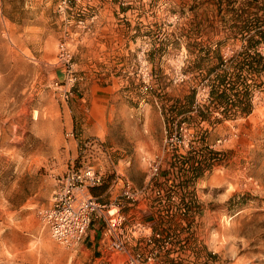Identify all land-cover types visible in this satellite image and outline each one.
<instances>
[{"label": "rangeland", "instance_id": "374dc122", "mask_svg": "<svg viewBox=\"0 0 264 264\" xmlns=\"http://www.w3.org/2000/svg\"><path fill=\"white\" fill-rule=\"evenodd\" d=\"M200 4L0 0V264H127L137 253L140 264L148 255V264H264V89L255 91L252 112L235 119L217 122L215 108L207 120L194 109L171 112L193 89L195 105L208 104L210 81L192 67L186 35L215 36L194 22L220 16H205ZM243 42L228 40L223 56ZM61 43L77 78L68 99ZM100 86L112 88L104 120L73 102ZM64 105L77 106L72 118ZM88 165L104 176L92 195L127 216L124 251L105 235L101 212L77 248L56 242L42 221L59 177ZM126 180L148 189L138 206L124 196ZM151 231L161 237L148 242Z\"/></svg>", "mask_w": 264, "mask_h": 264}, {"label": "trees", "instance_id": "16d2710c", "mask_svg": "<svg viewBox=\"0 0 264 264\" xmlns=\"http://www.w3.org/2000/svg\"><path fill=\"white\" fill-rule=\"evenodd\" d=\"M200 1L201 7L205 8V16L216 11L220 16L218 19L206 20L202 17L194 22V29L212 31L215 36L199 41L190 34L186 35V48L196 58L192 67L205 72L210 81L208 104L195 105L197 90L193 89L192 94L186 97L187 104H175L171 112L187 115L194 109L198 116L207 120L215 108L221 110L222 114L221 118L216 119L217 122L249 115L253 110L255 91L264 89V81L261 79L264 55L260 51L264 44V0ZM220 33H225V39H216ZM230 39H241L244 42L241 50L227 59L222 54V48Z\"/></svg>", "mask_w": 264, "mask_h": 264}, {"label": "built area", "instance_id": "2783aa9c", "mask_svg": "<svg viewBox=\"0 0 264 264\" xmlns=\"http://www.w3.org/2000/svg\"><path fill=\"white\" fill-rule=\"evenodd\" d=\"M59 57L67 72V80L64 83L66 89L62 90V95L68 99L73 94L71 88L77 78L73 55L66 43L60 44ZM150 167L152 177L157 176L159 167L152 164ZM103 181V173L91 165L71 169L59 177L52 194L51 204L41 210L42 221L56 242L67 248H77L87 235L94 214L100 215L101 212L107 224L105 235L111 236L110 240H112V246L115 249L125 250L126 214L120 211V204L113 206L101 204L91 193V189L100 186ZM140 193L147 194L148 189L139 191L134 189L131 184H127L124 196L131 202H135L141 195ZM155 194L159 197H165L164 191L161 189L156 190ZM135 228L141 233L146 227L139 223L135 225ZM155 236L161 237L160 233L153 231L145 234L148 242H152V237ZM141 257V253H137L129 258L127 264H140ZM152 259L153 255H148L145 264H148V261Z\"/></svg>", "mask_w": 264, "mask_h": 264}, {"label": "crops", "instance_id": "0c3cea01", "mask_svg": "<svg viewBox=\"0 0 264 264\" xmlns=\"http://www.w3.org/2000/svg\"><path fill=\"white\" fill-rule=\"evenodd\" d=\"M111 92H112L111 86L96 87V90L92 91V93L88 97H86V100L84 98V99H81V102H80L79 100L76 99L73 102L74 104L78 105L81 109H84V111L89 112L91 116L94 117L95 119L104 120L105 114L108 111V104L111 99ZM76 105L75 106L73 105L72 107H70L69 105L67 106L64 105L65 106L64 112L66 115L69 116V118H72V112H73L74 107L75 108L77 107ZM126 181L127 183L132 184L135 189L137 188L131 181H128V180ZM122 182L123 180L114 182L111 185L110 189H112L113 187L118 189V187L120 186ZM148 182H149V179H146L145 184H147ZM140 198H142V196H139L138 201L141 200ZM138 201H135L133 203L129 202V205H131L132 207L138 206V204L140 203ZM110 206H113V205L111 204ZM90 232H91L90 234L91 241H95L96 240L95 237H98L100 235V231L98 229V226L96 225H93V229H91ZM100 242H102V240H100Z\"/></svg>", "mask_w": 264, "mask_h": 264}]
</instances>
